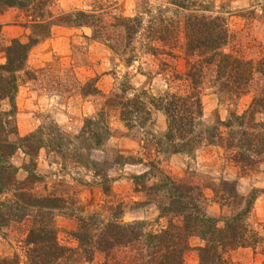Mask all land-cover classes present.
<instances>
[{
	"label": "trees",
	"instance_id": "1",
	"mask_svg": "<svg viewBox=\"0 0 264 264\" xmlns=\"http://www.w3.org/2000/svg\"><path fill=\"white\" fill-rule=\"evenodd\" d=\"M170 2L176 6L170 15L159 6L155 14L146 10L127 17L113 15L114 22L107 24L101 14L83 10L54 17L49 10L51 0H0V7L26 11L30 17L28 22L37 32L36 36H29L28 42L13 39L5 46V61L0 63V102L5 100L8 105L7 110L0 107V195L12 194V197L0 198V228L27 219L29 230L23 247L28 264H79L91 260L95 252L104 253L105 257L110 255L117 264H182L184 253L191 249V237L202 241L196 247L199 264H234L224 257L228 251L254 247L259 242L258 232L248 222L256 189L245 197L242 210L225 217H212L204 211L200 186L175 180L154 160L147 162V171L131 178L135 191L147 189L148 194L154 192L156 196H163V202L152 198L158 217L168 218V224L158 231L146 230L144 221L121 222L116 212L107 221L91 214L79 217L73 233L77 248L66 247L58 243L53 221L55 211L67 208L66 199L33 191L43 180L35 172V158L44 146L52 147L63 161L72 160L93 170L104 192L109 189L107 171L110 168L143 162L119 152L110 159L103 157L102 161L93 158L91 151L99 149L110 136L108 106L118 110L119 119L128 129H144L151 119V108L162 111L167 128L161 137L153 140L158 148L163 143L169 144L165 147L167 154H191L204 143L222 148L226 159L236 165L242 175L256 171L264 163V56L254 62L224 52L231 34L226 18L214 13L211 3L204 0ZM114 24L120 26L122 32L118 41L108 33V26L115 27ZM53 25L91 27L93 36L109 41L108 46L114 51L127 50L137 37H142L141 47L147 53L175 57L180 51L185 70L173 79L184 80L187 87L169 91V85L164 95L154 97L146 91L135 92L124 76L119 91L106 97L104 107L96 115L84 119L78 134L68 135L51 123L47 132L40 128L24 136L16 135L15 97L21 72L26 68L30 49L50 35ZM119 42L123 43L120 48ZM134 57H127L125 61L130 63ZM207 82L235 97L246 95L252 85L256 90L249 106L241 113H231L226 120L217 119L207 125L203 122L202 105ZM79 88L84 95L98 92L92 81L79 84ZM10 134L17 136L16 141L9 138ZM18 149L29 155V161L23 165L26 176L22 180L17 178L19 168L10 162ZM153 177L158 181L148 188L145 180ZM211 188L214 200L221 206L230 207L238 197L234 181L222 180ZM260 242L264 243V237ZM0 264H19V257L17 254L0 257Z\"/></svg>",
	"mask_w": 264,
	"mask_h": 264
},
{
	"label": "rangeland",
	"instance_id": "2",
	"mask_svg": "<svg viewBox=\"0 0 264 264\" xmlns=\"http://www.w3.org/2000/svg\"><path fill=\"white\" fill-rule=\"evenodd\" d=\"M171 0H51L49 10L54 17L61 14L83 10L101 14L102 21L114 22L113 15L133 16L150 10L157 13L158 8L175 9ZM213 5L214 13L226 18L230 42L224 52L254 62L264 56V0H204ZM160 6V7H159ZM148 16H145V19ZM28 13L17 7H0V63L5 61V46L13 39L28 42L29 36L37 32L29 23ZM108 26V33L116 41L122 35L120 26ZM112 38V39H113ZM142 37H137L127 50L114 51L109 41L95 38L88 26L72 27L53 25L48 37L34 45L26 60V68L21 72L18 91L15 97L16 111L14 122L19 136L43 128L47 132L51 123L57 124L68 135H76L84 125L86 117L96 115L103 107L106 97L119 91V83L126 76L135 92L146 91L149 96L158 97L168 91L184 89V80L173 77L185 70V60L180 51L175 57L165 54H151L142 49ZM113 43V41H111ZM122 44H118L120 48ZM134 59L127 63V57ZM166 63V64H164ZM92 81L98 89L93 95L80 93L79 84ZM260 85L261 82L258 81ZM264 87V86H263ZM258 88V87H257ZM259 89V88H258ZM255 86L246 95L235 97L206 83L202 92L203 122L214 124L217 119L226 120L231 113H241L246 109L255 93ZM145 97V96H143ZM0 107L8 109L7 102ZM107 108V107H106ZM109 109V139L99 149L91 151L93 158L102 161L119 152L133 155L143 162L114 166L107 172L109 189L104 192L93 170L72 162L63 161L50 146L41 147L35 158V172L43 179L34 186L33 191L40 195L54 194L64 197L67 208L54 212L56 237L60 245L77 248L73 237L79 217L91 214L101 219H112L115 212L120 214L121 222L144 221L145 229L158 231L168 224V218L158 217L159 211L152 198L163 202L164 198L154 192L135 191L132 175L147 171L148 161L159 163L163 171L178 181L198 185L203 193L206 214L212 217H225L233 211L242 210L245 197L256 189V198L248 212L251 228L258 232L256 246L236 248L224 257L234 264H261L264 261V163L256 171L240 174L239 168L226 159L222 148L201 144L191 154H167L165 144L157 147L154 137H161L167 128V119L162 111L151 108V119L144 129H128L119 119L117 109ZM53 125V124H52ZM9 138L16 141L17 136ZM150 140V141H149ZM149 141V142H146ZM29 155L18 149L10 162L18 167L17 178L26 176L23 165ZM234 181L238 197L233 205L221 206L214 200L212 186L220 181ZM158 181L157 177L145 180L149 188ZM140 189V187H139ZM142 190V188H141ZM12 197L3 193L0 198ZM155 198V200H156ZM29 230L27 219L0 228V257L17 254L19 264H28L24 256L23 240ZM191 249L183 256L182 264H199L196 247L202 244L198 237L190 238ZM95 252L91 260L79 264H117L110 255Z\"/></svg>",
	"mask_w": 264,
	"mask_h": 264
}]
</instances>
